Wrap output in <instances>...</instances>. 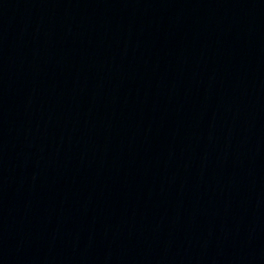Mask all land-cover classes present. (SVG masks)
I'll list each match as a JSON object with an SVG mask.
<instances>
[{"label":"water","instance_id":"1","mask_svg":"<svg viewBox=\"0 0 264 264\" xmlns=\"http://www.w3.org/2000/svg\"><path fill=\"white\" fill-rule=\"evenodd\" d=\"M0 264H264V0H0Z\"/></svg>","mask_w":264,"mask_h":264}]
</instances>
